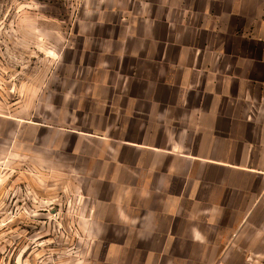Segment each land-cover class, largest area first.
<instances>
[{"label":"crops","instance_id":"0c3cea01","mask_svg":"<svg viewBox=\"0 0 264 264\" xmlns=\"http://www.w3.org/2000/svg\"><path fill=\"white\" fill-rule=\"evenodd\" d=\"M135 18L101 103L122 117L102 138L135 249L264 264V0H157Z\"/></svg>","mask_w":264,"mask_h":264},{"label":"rangeland","instance_id":"374dc122","mask_svg":"<svg viewBox=\"0 0 264 264\" xmlns=\"http://www.w3.org/2000/svg\"><path fill=\"white\" fill-rule=\"evenodd\" d=\"M156 2L0 0V264L174 257L135 249L122 223V169L107 162L102 138L122 132V117L101 104L119 39ZM129 193L135 206L141 195Z\"/></svg>","mask_w":264,"mask_h":264}]
</instances>
